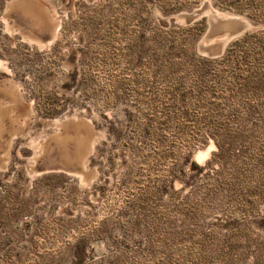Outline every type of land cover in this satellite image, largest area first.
Instances as JSON below:
<instances>
[{
	"label": "rangeland",
	"instance_id": "rangeland-1",
	"mask_svg": "<svg viewBox=\"0 0 264 264\" xmlns=\"http://www.w3.org/2000/svg\"><path fill=\"white\" fill-rule=\"evenodd\" d=\"M0 264H264V0H0Z\"/></svg>",
	"mask_w": 264,
	"mask_h": 264
},
{
	"label": "water",
	"instance_id": "water-1",
	"mask_svg": "<svg viewBox=\"0 0 264 264\" xmlns=\"http://www.w3.org/2000/svg\"><path fill=\"white\" fill-rule=\"evenodd\" d=\"M203 16L208 17L211 30H213L214 27L219 26L227 28L228 33L225 34L226 43L231 41L234 37L241 36L244 33L245 29H247V27L249 26L243 19L239 17L220 13L214 10L209 3H206L204 7L195 10L191 14L185 13L182 14L180 17L186 23H191ZM55 36L56 34L54 35L53 32L52 37L55 38ZM88 153L90 154L91 150H89Z\"/></svg>",
	"mask_w": 264,
	"mask_h": 264
},
{
	"label": "trees",
	"instance_id": "trees-1",
	"mask_svg": "<svg viewBox=\"0 0 264 264\" xmlns=\"http://www.w3.org/2000/svg\"><path fill=\"white\" fill-rule=\"evenodd\" d=\"M226 56V55H225Z\"/></svg>",
	"mask_w": 264,
	"mask_h": 264
}]
</instances>
